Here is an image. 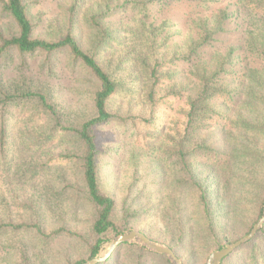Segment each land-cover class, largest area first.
<instances>
[{
  "label": "trees",
  "instance_id": "16d2710c",
  "mask_svg": "<svg viewBox=\"0 0 264 264\" xmlns=\"http://www.w3.org/2000/svg\"><path fill=\"white\" fill-rule=\"evenodd\" d=\"M89 2L93 10L85 16L88 28L103 31L104 26L111 27L109 38L97 40L98 47H102L99 53L85 49L80 29L76 28ZM176 3L186 7L173 20L166 15ZM152 5H158V10L166 14L157 16ZM67 9V30L55 39H47L36 35L26 0H0V13L16 27V32L10 34L0 27V69L17 65L16 69H20L28 59H40L41 72L54 77L63 69L75 78L88 94L93 109V114L79 124L67 126L61 123L51 91L18 84L7 86L0 80V207L4 212L0 214V247L18 243L20 263L33 264L27 235L44 240L79 235L65 225L45 232L40 214L35 217L36 214L31 216L27 212L21 218L10 214L12 203H19L15 194L19 185L54 165L61 168L74 161L85 187V205L92 212V235L86 240L87 259L100 252L111 231H119L114 218L116 200L104 191L100 181L97 141L98 130L104 125L116 121L129 126V116L112 111L111 104L119 96L123 97L124 107L145 97L152 112L169 95L185 100L187 108L182 110L186 118L185 134L177 142L182 149L180 153L196 137L200 138L199 143L189 146V152L182 155L190 182H181L173 190L160 184L165 190L160 206L178 214L176 225L166 222L165 227L173 231L171 227L177 226L182 234L186 233L184 225L189 219L183 214L189 212V207L180 198V188L186 183L197 194L198 220L207 217V232L216 240L219 234L215 229L223 230L224 224L229 225L230 220L245 213L247 204L257 201L258 214L251 220L246 234L249 233L261 217L264 204V194L261 195L264 191V0H226V3L223 0H71ZM113 14L122 16L119 23L109 21L113 20ZM178 21L181 27H176ZM231 23L234 30L229 27ZM230 32L241 37V41L225 42L222 37ZM105 51L109 53V65L101 62ZM242 57L250 59L251 64H243ZM177 60L182 65L167 66ZM135 117L138 121L151 122L141 114ZM45 119L55 123L39 130L46 122L39 123ZM209 128L218 133L216 142L212 138L214 142L208 143V137L201 136ZM166 131L156 134L158 141ZM59 135L73 136L81 154L65 149L58 155L64 162L61 165L51 163L56 157L52 155L36 168L29 165V158L17 163L22 152L39 153L53 145ZM197 149L209 155L206 178L198 168L192 169L186 159V153L190 156ZM172 153H166L169 159ZM68 188L63 186L56 194L62 195ZM212 198L219 199L221 207L214 208ZM22 205L32 208L33 201L24 197ZM219 217H223V223ZM124 248L131 254L128 259H133V264H148L143 259L148 254L155 255L163 264H171L165 255L150 253L133 243L121 245L101 264H130L129 260L123 263L120 260ZM233 255H246V264H264V226L225 259ZM87 259L71 264H81Z\"/></svg>",
  "mask_w": 264,
  "mask_h": 264
},
{
  "label": "rangeland",
  "instance_id": "374dc122",
  "mask_svg": "<svg viewBox=\"0 0 264 264\" xmlns=\"http://www.w3.org/2000/svg\"><path fill=\"white\" fill-rule=\"evenodd\" d=\"M26 2L29 5L31 16L36 25L35 33L37 36L55 39L67 30V8L71 0H26ZM223 2L226 3V0H223ZM92 5L91 2L85 4V11L79 21H77L80 24L76 25V28L80 29V37L85 49L95 53L98 51L99 53L102 52V47H98L97 40L109 38L111 27L106 25L108 27L104 26L105 29L103 31L98 28L96 31L88 28L85 23V16L89 15L90 11L93 10ZM182 7H186V5L181 3L174 4L173 11L166 16H170L171 19L175 20V16L179 14ZM151 8H154L152 11H156L159 17L166 14V12L158 10V5H152ZM111 17L113 20L109 21L116 24L122 19V16L118 14H113ZM102 20L101 18V22ZM177 24L176 27H181L179 21ZM110 25L115 27L113 24ZM0 27L8 34L16 32L13 21L1 13ZM229 27L231 30L235 28L232 23ZM76 28L75 31L78 33ZM240 38L234 32L227 33L222 37L227 43H239L241 41ZM217 45H222V43ZM104 54L101 62L109 65V53L105 51ZM39 62L40 59L35 61L28 59L20 69H16L19 65L11 66L8 69L2 68L0 69V80L7 86H16L18 84L19 87L31 86L33 89L41 87L49 92L51 91L58 105L57 110L61 123L64 125H77L93 114L88 94L75 78L69 76L67 71L63 69H60L59 76L51 77L46 72L40 71L39 64L41 62ZM242 63L245 65L251 64L250 59L246 57L243 58ZM180 65L182 63L177 60L167 66L176 68ZM257 65L258 63L253 66ZM166 98L160 100L155 107V112H152L150 103H147L145 97H141L139 101H135L131 106L125 104L124 107L122 104L124 101L123 97L119 96L111 104L112 111L129 116L131 118L128 120L129 126H122L113 121L98 130L100 181L104 191L116 200L114 218L119 228V231H111L107 235L101 250L103 251L107 242L116 235L130 230H138L156 241L174 247L177 251H175L176 254L184 264H205L212 252L246 234L251 220L258 214L257 201L247 204L245 213L230 220V226L224 224L223 230H220L219 227L215 229L216 233L219 234L216 240L207 232V217L200 219V221L198 220L197 194L189 188L191 184L185 183L184 185L188 187L180 188V198L189 207V212L183 214L189 219L184 225L186 233L182 234L180 227L177 226L176 229L171 227L173 231L165 227L166 222L172 226L176 225L175 219L178 214L173 211L170 212V208L166 210L160 206L159 201H161L165 192L160 184L163 183L166 188H172L173 190L175 188L178 189L182 184L181 182H190L189 175L182 162V155L188 150L189 146L200 142V138L196 137L183 149V154L180 153L182 149L177 146V142L185 134L186 118L182 110L187 108V103L177 96L169 95ZM140 114L146 119H151V122L145 123L141 119L139 121L135 120V116ZM44 122L46 123L41 125L39 130H46L45 127L50 128L55 123L51 119H45L39 124ZM207 124H209V121H206ZM164 129H167L166 135L161 138V141H158L156 134H160V131ZM217 134L213 133L211 128H209L201 133V136L208 137V143H212L214 142L212 138L215 139V142L218 140ZM198 135L200 136V133ZM65 149L81 154V147L73 136L71 138V136L59 135L53 145L39 153L22 152L17 163L20 164L23 160L25 161L29 158V165L36 168V166H39L41 162L52 155L56 157L51 160V163L55 162L61 165L62 159L58 158V155L64 152ZM202 150L197 149L195 154L191 153L190 156L186 153V159L192 165V169L194 167L198 168L200 175L206 178L205 164L209 155H204ZM168 151L174 152L170 154L171 159L166 154ZM32 160L33 163H31ZM41 172L43 174L27 179L25 184L19 185V189L15 190L16 196L19 197V203H12L10 214L14 215L15 218L26 217L27 212L31 216L36 214L35 217L40 214L45 232H49L60 225H65L79 235H60L46 240L37 235H27V245L33 256V264H71L80 259H87L88 248L86 240L92 235L90 228L92 212L85 205L83 199L85 187L82 184L77 162L61 165V168H57L54 165L48 171ZM63 186L69 188L64 194L57 195L56 192L60 191ZM11 194L8 193V196H11ZM262 194H264V191H262ZM175 195L176 197L178 196L177 192H175ZM24 197L32 199V208L22 205ZM38 199H40V203H36ZM212 202L214 208L221 207L219 199L212 198ZM2 209L1 206L0 214L4 215ZM263 213L264 204L262 215ZM219 218L221 223H223V217ZM133 244L140 245L138 243ZM9 246L7 248L4 245L0 247V264H22L18 257V249H16L18 243H10ZM147 251L153 254L156 253L149 249ZM130 255L128 249L124 248L120 253L121 262L129 260L130 264H133V259H128ZM246 257V255H233L224 259V263H222L246 264ZM166 258L168 259L167 256ZM143 259L146 262L149 261L148 264H163L161 259L152 254L146 255ZM169 262L171 263L170 260Z\"/></svg>",
  "mask_w": 264,
  "mask_h": 264
},
{
  "label": "water",
  "instance_id": "95a60500",
  "mask_svg": "<svg viewBox=\"0 0 264 264\" xmlns=\"http://www.w3.org/2000/svg\"><path fill=\"white\" fill-rule=\"evenodd\" d=\"M263 226L264 213L254 224L249 233L242 236L238 240L228 243L224 247L212 252L205 264H221L226 257L235 252L240 246L254 238ZM125 243H138L142 246H145L152 252L167 256L172 264H184L172 247L156 241L138 230H130L116 235L107 242V245L103 251L100 250L96 256L88 259L85 262H82L81 264H101L106 262L114 255L117 248Z\"/></svg>",
  "mask_w": 264,
  "mask_h": 264
}]
</instances>
